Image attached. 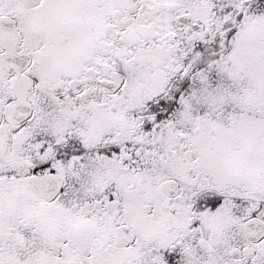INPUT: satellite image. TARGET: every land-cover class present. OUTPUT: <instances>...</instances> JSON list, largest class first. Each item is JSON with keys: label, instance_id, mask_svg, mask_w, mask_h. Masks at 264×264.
<instances>
[{"label": "snow or ice", "instance_id": "snow-or-ice-1", "mask_svg": "<svg viewBox=\"0 0 264 264\" xmlns=\"http://www.w3.org/2000/svg\"><path fill=\"white\" fill-rule=\"evenodd\" d=\"M0 264H264V0H0Z\"/></svg>", "mask_w": 264, "mask_h": 264}]
</instances>
